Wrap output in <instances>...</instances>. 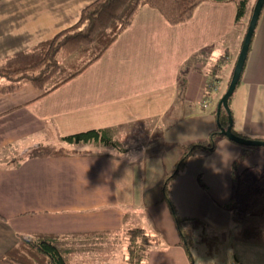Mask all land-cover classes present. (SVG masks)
Here are the masks:
<instances>
[{
    "label": "crops",
    "instance_id": "obj_1",
    "mask_svg": "<svg viewBox=\"0 0 264 264\" xmlns=\"http://www.w3.org/2000/svg\"><path fill=\"white\" fill-rule=\"evenodd\" d=\"M94 1L0 0V60L71 28ZM235 15L233 3L205 2L188 22L170 26L144 6L96 63L52 93L42 96L30 85L0 92V258L17 244V235L141 228L160 241L145 264H190L160 200V184L174 173L180 147L206 145L218 129L217 108L232 71L229 49L236 52L235 67L244 39L234 28ZM214 67L218 72L211 75ZM4 84L0 80V89ZM229 109L236 135L264 140V7ZM150 122L162 126L158 146L145 144L129 157L130 149L122 146L115 155L92 154L81 146L82 153L74 155L60 154L62 146L34 151L50 139L63 144L61 138L92 130H107L112 137L117 129ZM263 171L264 148L226 138L212 153L190 158L169 187L185 237L211 232L221 238L229 232L224 206L230 202L259 213L264 198L257 180ZM245 182L256 187L253 198L243 193Z\"/></svg>",
    "mask_w": 264,
    "mask_h": 264
},
{
    "label": "trees",
    "instance_id": "obj_2",
    "mask_svg": "<svg viewBox=\"0 0 264 264\" xmlns=\"http://www.w3.org/2000/svg\"><path fill=\"white\" fill-rule=\"evenodd\" d=\"M205 2L233 3L236 9L234 28H239L246 20L245 36L256 0L252 6H250V0H96L82 10L78 22L71 28L27 51L0 60V78L5 81L0 92L8 94L30 85L40 91L42 96H46L78 77L96 63L131 25L142 7L147 6L158 11L170 26H176L188 22L196 8ZM233 70L234 66L222 97L230 85ZM217 72L218 70L214 67L211 75L217 74ZM227 126L228 115L224 109H221L218 129L208 136L207 144L193 143L180 147L182 152L175 164L174 173L164 178L160 184V200L169 209L190 264H193L190 253L192 241L185 237L184 219L178 216L171 201L170 182L184 171L190 158L199 153H212L218 140L224 139L220 132L221 129ZM151 136L154 137L153 134ZM237 136L249 139L241 135ZM98 141L115 148L119 147L114 143L107 130H92L61 138V142L66 147L59 148V152L64 155L80 154L82 152L78 146ZM153 142H150L149 145L158 146V141L154 144ZM240 161L237 160L233 163V175L236 173ZM257 184L263 191L264 198V171L258 178ZM224 209L229 214L230 225L237 227L235 236L237 241L264 247V203L262 210L257 214L248 213L238 208L233 202L225 205ZM122 233L127 237L126 256H124L126 264H145L150 252L160 244L157 236L149 234L141 228L100 234L17 235V244L0 258V264H82L85 260H78L82 250L81 247L77 248V244H86V240L92 238L90 236Z\"/></svg>",
    "mask_w": 264,
    "mask_h": 264
},
{
    "label": "rangeland",
    "instance_id": "obj_3",
    "mask_svg": "<svg viewBox=\"0 0 264 264\" xmlns=\"http://www.w3.org/2000/svg\"><path fill=\"white\" fill-rule=\"evenodd\" d=\"M254 2L255 0H250V6H252ZM246 23L247 22L245 20L244 23L239 28H237L238 31H241L243 33ZM232 41L233 38L229 42L232 43ZM228 54L231 57V63L229 65V68L232 69L234 64L233 62L236 58V52H234L233 47L229 49ZM212 61L213 64L216 62V60ZM0 80L4 81V79L2 78H0ZM186 106L187 104L181 105L180 103V108L182 107L183 109H185ZM173 118L174 120L178 119V117L176 116ZM119 130L120 129H117V131H115V134L112 135V139L115 144H118L123 148L130 149L131 153H128V156H125L129 157L134 151H138L140 149L142 150L145 144H149V141H154L153 144L158 141L157 138L162 132V126H158L157 123L156 125H154L150 122L147 125H139V127L137 125V128L122 129L123 131ZM148 130L153 131L152 133L154 137H150L147 135ZM58 146L66 147L65 144H59L56 140L50 139L45 144L44 149L38 147L35 148L34 151L37 152V154L43 152V150L47 151L46 153H50L56 151ZM148 146L152 147L155 145L151 144ZM80 149L82 151H86L92 154H119V151H117L115 147H113L112 145H107L101 141L82 145ZM140 154H142L141 151L135 157L138 158ZM245 185L247 186V189L244 190L243 193L247 197L251 194L250 198H253L256 187L248 184V182H245ZM136 222L141 223L142 220L140 219ZM151 222H153L154 224V221ZM185 228H187V226ZM236 234V226H230V231L224 232L221 238H218L216 234H213L211 232H208V236H202L201 234H189L188 238H190L192 241L190 253L193 264H264V247L243 244L236 240ZM90 237L92 238H88L86 240V244H77V248L81 247L82 250L78 260H85V262H83L82 264H126L124 256H126L127 237L125 234H108L101 236L98 235L97 237ZM169 239L170 238L168 236L164 237L162 239L161 245L166 244ZM82 247L84 248L82 249Z\"/></svg>",
    "mask_w": 264,
    "mask_h": 264
},
{
    "label": "water",
    "instance_id": "obj_4",
    "mask_svg": "<svg viewBox=\"0 0 264 264\" xmlns=\"http://www.w3.org/2000/svg\"><path fill=\"white\" fill-rule=\"evenodd\" d=\"M263 7H264V0H257L254 6V9H253L251 19L249 21L246 34L244 36V39L241 45V49H240L237 61L235 63L230 85L225 95L221 98V101L219 102L218 108H217V118L218 119L220 116L221 109H224L228 115V126L226 128L221 129L220 131L221 134L224 136V138H226L230 142L236 145L242 146V147H246V148H264V141L244 139L233 133L232 118H231L230 109H229V100L232 97L239 83L240 76L244 69L246 58H247V55L250 49L252 38L254 36V32H255V29H256L258 20L260 18ZM217 124L219 126V120L217 121Z\"/></svg>",
    "mask_w": 264,
    "mask_h": 264
},
{
    "label": "built area",
    "instance_id": "obj_5",
    "mask_svg": "<svg viewBox=\"0 0 264 264\" xmlns=\"http://www.w3.org/2000/svg\"><path fill=\"white\" fill-rule=\"evenodd\" d=\"M210 89L212 90V91H214L215 89H216V83H212L211 85H210Z\"/></svg>",
    "mask_w": 264,
    "mask_h": 264
}]
</instances>
